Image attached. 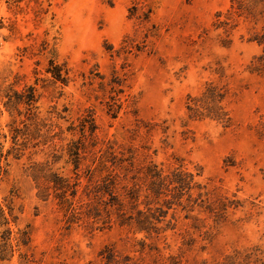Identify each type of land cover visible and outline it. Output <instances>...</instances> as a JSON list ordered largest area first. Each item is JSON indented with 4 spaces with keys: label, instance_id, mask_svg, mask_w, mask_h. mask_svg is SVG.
Wrapping results in <instances>:
<instances>
[{
    "label": "rangeland",
    "instance_id": "1",
    "mask_svg": "<svg viewBox=\"0 0 264 264\" xmlns=\"http://www.w3.org/2000/svg\"><path fill=\"white\" fill-rule=\"evenodd\" d=\"M245 2L0 0V264H264V4ZM209 85L224 98L190 117ZM99 148L128 176L193 173L213 211L174 205L158 236L68 222L49 180L79 199Z\"/></svg>",
    "mask_w": 264,
    "mask_h": 264
},
{
    "label": "trees",
    "instance_id": "2",
    "mask_svg": "<svg viewBox=\"0 0 264 264\" xmlns=\"http://www.w3.org/2000/svg\"><path fill=\"white\" fill-rule=\"evenodd\" d=\"M252 1L256 4L258 2L264 4V0ZM246 6L248 5L245 0H232L228 17L231 14L237 17H249L245 14ZM222 22L228 23L227 21ZM254 39L260 43L264 40L263 36ZM257 61L256 69H260L259 66L264 67V53L257 57ZM224 96L225 93L219 87L209 85L199 99L194 101V106L188 105L191 111L190 117L202 118L200 107L208 105V100L215 104ZM212 111L215 116L219 113L215 108ZM89 127L91 135H94L96 127L94 125ZM86 150L87 146L79 141L73 144L70 151L75 154V162L80 161L79 151L81 153ZM97 153L94 154L91 164L85 168L88 181L81 190L79 199H75L78 194L76 183H72L70 179L53 175L49 180L52 182L51 188L57 199L56 202L64 211L68 222L82 220L90 227H93L95 222H101L99 228L108 227L112 225V222H117L135 231L145 232L147 236H158L168 228H174L175 224L167 220L169 210L175 209L174 205L182 206L183 209L189 207L190 210L197 203L196 205L213 211L207 204V199L203 197L205 192L197 191L196 197L192 199L189 191L194 187L198 189L202 187L197 182L191 185L194 174L184 171L180 166L164 170L158 168L156 164H146L139 166L136 172L128 176L134 166L132 162L125 164L126 161L123 158L118 157L108 148H99ZM185 194H188L187 204H184L181 199ZM113 216L114 220H112ZM101 252L102 254L108 252L105 254L107 262L116 259L115 251L109 246Z\"/></svg>",
    "mask_w": 264,
    "mask_h": 264
}]
</instances>
